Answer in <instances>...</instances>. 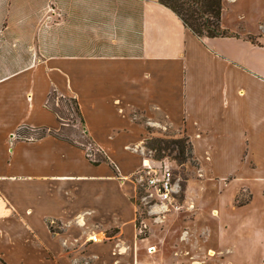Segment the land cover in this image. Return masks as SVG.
<instances>
[{
  "label": "crops",
  "instance_id": "1",
  "mask_svg": "<svg viewBox=\"0 0 264 264\" xmlns=\"http://www.w3.org/2000/svg\"><path fill=\"white\" fill-rule=\"evenodd\" d=\"M137 1L132 55H7L0 31V264H264V0H222L216 37ZM52 93L104 160L62 135ZM147 127L190 142L184 212L137 213Z\"/></svg>",
  "mask_w": 264,
  "mask_h": 264
},
{
  "label": "rangeland",
  "instance_id": "2",
  "mask_svg": "<svg viewBox=\"0 0 264 264\" xmlns=\"http://www.w3.org/2000/svg\"><path fill=\"white\" fill-rule=\"evenodd\" d=\"M0 16L3 19L0 31H3L4 37V46L1 50L7 55L14 54L15 51L19 56L36 59L44 58L49 54L64 56L97 53L132 55L137 53L139 47L137 0H0ZM238 31L246 35L243 27H240ZM49 101L56 107L63 120L68 123L61 130L62 135L82 145L91 159L101 158L102 151L94 146L84 134L70 95L51 94ZM136 116L138 120H141L138 114ZM147 128L149 131L138 150L144 160L147 159V163L158 165L157 162L161 160L162 164L172 167L173 176L177 178L180 186L176 196L183 205L176 211L168 206L169 209H161L158 213L162 215L169 212H184L187 206V201H185L187 179L194 175L197 167L192 149L185 140L186 158L181 162L174 158L177 153L176 149L157 156L154 150L146 147L149 138H184L185 136L168 129ZM41 132V130L32 132L20 129L19 135H29V133L37 135ZM142 171L143 165L132 174V179L136 184L137 213L152 217L156 212L149 210L154 206L155 201L146 197L147 192L142 181L144 178L140 176ZM207 188L208 192L214 189L210 185ZM209 194L210 206L216 205L212 194ZM214 239L210 237L208 243L214 246ZM207 264L215 263L208 259Z\"/></svg>",
  "mask_w": 264,
  "mask_h": 264
},
{
  "label": "trees",
  "instance_id": "3",
  "mask_svg": "<svg viewBox=\"0 0 264 264\" xmlns=\"http://www.w3.org/2000/svg\"><path fill=\"white\" fill-rule=\"evenodd\" d=\"M159 3L170 8L177 17L181 20L183 25L187 27L193 34L198 37H216V36H232L234 32L223 28L220 24V14L222 7V0H157ZM247 39L252 40V36L247 34ZM54 95V93H52ZM51 97V95H50ZM75 104L76 112L79 115L78 104L75 98L71 97ZM54 112L59 118H63L53 106ZM185 140H187L191 148L188 138L185 136L178 138H163L151 137L147 140V145L151 150H154L157 156H161L166 151L176 149L177 153L174 156L179 162L186 158L185 156ZM88 157V156H87ZM88 159L97 164L104 158ZM181 187L183 184L181 183Z\"/></svg>",
  "mask_w": 264,
  "mask_h": 264
},
{
  "label": "built area",
  "instance_id": "4",
  "mask_svg": "<svg viewBox=\"0 0 264 264\" xmlns=\"http://www.w3.org/2000/svg\"><path fill=\"white\" fill-rule=\"evenodd\" d=\"M157 164L158 165L155 163L143 164V173L140 175L141 178H144L142 181L145 191L147 192L146 197H150L155 201L154 206L149 210L156 212L155 217H157L158 214L160 215L158 211L161 209L165 210L171 207L174 210H179L183 206L176 196L180 186L177 178L173 176L172 167L162 164L161 160H159ZM188 206L192 207V204ZM90 238L92 241L98 239L96 235H92ZM152 249L153 246L147 247L148 251Z\"/></svg>",
  "mask_w": 264,
  "mask_h": 264
},
{
  "label": "bare ground",
  "instance_id": "5",
  "mask_svg": "<svg viewBox=\"0 0 264 264\" xmlns=\"http://www.w3.org/2000/svg\"><path fill=\"white\" fill-rule=\"evenodd\" d=\"M143 164H147V163H143Z\"/></svg>",
  "mask_w": 264,
  "mask_h": 264
}]
</instances>
